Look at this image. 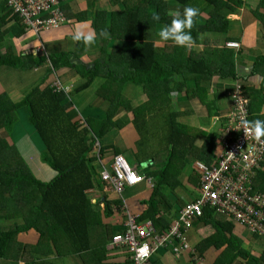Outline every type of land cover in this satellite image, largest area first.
<instances>
[{"label":"trees","instance_id":"obj_1","mask_svg":"<svg viewBox=\"0 0 264 264\" xmlns=\"http://www.w3.org/2000/svg\"><path fill=\"white\" fill-rule=\"evenodd\" d=\"M8 1L4 0L5 8L9 9L8 15L0 14V37L7 32V23L17 21L20 25V19L14 17ZM179 1L185 3L189 0ZM206 3L214 5L206 20V29L225 31L228 21L219 13L220 8H238L243 1L207 0ZM151 4L155 6L153 12L159 13L161 17L159 22L170 23L167 17V0H124L123 8L111 14V22L107 28L103 19L99 22L96 18L93 23L97 33L101 29H107L110 38H120L122 43L112 47L110 51L102 45L101 56L90 65H84L78 59L81 42H78V49L74 52L47 53L44 49L38 51V55L14 56L0 53V66L19 69L25 67L26 70L46 67L48 72L52 68L73 69L77 75L86 79L69 94L64 90L55 91L53 86L45 85L41 88L37 85L18 102L13 101L7 93L0 95V129L12 128L18 119L17 111L25 108L28 121L44 146L42 161L56 173L48 183L36 180L21 159L17 146L0 137V264H39L41 258L62 260L71 256L81 257L83 264H99L94 258L93 262H88L87 259L92 255L97 256L96 253L102 249L98 248L102 243L101 237L106 235L110 241L114 235L123 233V230L113 233L109 227L102 226L101 219L111 215L104 206V200V207L100 212L98 205H93L86 195L91 189L99 192L102 190L93 163L102 160L107 149L96 148L95 157L93 147L113 127L112 117L119 107L131 114L132 125L139 137L130 166L144 163L139 157L144 151V142L149 141L151 136L147 127H154L153 123L160 127L156 122L157 117L163 127L160 130L164 134L163 141L168 144L166 150L169 151V158L161 169L152 171L151 165H147L149 163H144V168H135L140 175L154 183L151 197L145 203L147 209L138 220L142 223L150 221L156 233H164L170 227L171 219L161 211V200L163 205L170 207L162 188L167 186L172 189L170 193H173L181 184L187 154L185 148L188 147L190 155L206 167L209 168L214 163L218 149L215 133V136L206 135L202 131L178 124L177 115L167 113L169 94L175 90L180 91L186 81H193L196 85L193 94L204 101L203 81L210 80L213 76L220 80L236 78L233 53L224 48L216 49L215 58L206 64V53L203 51L191 50L187 53L184 48L171 41L157 48L153 38L159 22L152 20L153 12L149 10ZM3 5L2 3L0 13ZM263 7L264 0H259L257 8L250 11L260 22L264 33V14L259 11ZM21 31L23 32L20 28V33ZM194 34L195 26L192 30V35ZM109 39L98 38L97 41L105 43ZM253 68L252 72L255 73L264 69L263 56L256 58ZM168 72H173L175 79L181 77L182 80L174 84V78H166ZM261 75L263 83L259 90H244L252 103L264 89V71ZM96 79L99 82L96 95L105 106V116L100 120L88 118L80 124L76 120L78 113L68 97L88 88ZM125 84L140 86L146 101L134 106L125 100L120 95ZM260 100L264 103V94L260 96ZM251 111L249 105V114L253 112ZM200 137L204 140L199 141L201 144L197 150L196 141ZM199 152L203 154L199 156ZM113 154L117 155L118 151ZM260 167L264 168V161ZM191 175L192 185L195 186L196 181L198 185V174L194 172ZM251 182L252 193L264 194V173L261 170L256 171V177ZM178 202L180 205L175 204L173 207L176 213L184 205L180 199ZM157 208L159 216L155 219ZM214 212L212 209H205L203 217L195 222L194 227L204 225L215 229L212 235L194 247L196 255L202 259L209 249L214 248L220 254L213 264H232L237 259L244 260L246 264L264 262V253L259 259L253 258L242 248V242L232 234L234 225ZM28 234H33L34 238L21 239ZM43 263L45 262L40 261V264ZM129 263L132 264L131 261Z\"/></svg>","mask_w":264,"mask_h":264},{"label":"crops","instance_id":"obj_2","mask_svg":"<svg viewBox=\"0 0 264 264\" xmlns=\"http://www.w3.org/2000/svg\"><path fill=\"white\" fill-rule=\"evenodd\" d=\"M206 1L207 0H189L183 3L179 0H167V11L170 7H179L182 11L185 5H194L198 7L201 15L196 20L195 34L193 37L197 38L202 36L203 38L197 39L198 46L192 50L206 53V64H209L215 58L214 54L216 49L224 48V50H231L235 65V79L242 84L243 91H246L247 88L259 90L263 83V75L261 74L264 69L259 72L260 74L252 72V70H254L253 64L256 58L258 56L264 57V33L262 32L260 22L250 11L251 9L257 8L259 0H242V6L234 9L225 6L220 8L219 13L228 21L225 31L206 29V20L209 12L214 8L213 4H208ZM62 2L63 4L60 5V8L65 15L64 19L60 21L59 25L52 28H45L38 33L24 30L20 33L19 27L21 25H18V23H16L17 21L7 23V32L0 37V53L3 55L13 54L14 56H26L28 54L38 55V51H44V49L47 53L74 52L78 49V42L73 40L77 25H80L85 30L95 29L93 22L97 18L99 22L103 19L104 25L107 23V26L105 25L107 28L111 22V14L114 11L121 10L124 5V0H64ZM2 3L4 4L3 11L0 14L7 13L6 15H8V8H5L4 0H0V7ZM149 10L151 12L155 11V6L153 4L149 5ZM259 11L264 14V7L259 8ZM168 18L171 19L170 17ZM156 25L153 42L157 48H161L165 43H157L158 37L156 33L163 23L159 22ZM121 43L122 39L117 37L110 38L105 43L97 41L95 45L88 48L82 43L79 53L77 54L78 59L82 64L90 65L101 56L100 47L102 45H105L107 51H110L112 47L121 45ZM230 43H235V45L230 46ZM189 51L191 50L185 49V52L188 53ZM46 69V67H39L26 70L25 67L19 69L16 67L9 68L7 66H0V95L7 93L13 101L18 102L31 88L37 85L41 88L45 85L52 86L56 82L65 88L66 94H69L76 85H80L86 81L85 78L77 75L73 69L52 68L49 72ZM166 78H174V84H176L178 80H182L181 77L175 79L173 72H168ZM235 79L231 80V78H228L220 80L217 76H213L210 80L203 81L204 84H201L205 86L204 101H200L193 94L196 89L195 83L193 81H186L180 91L175 90L170 92L167 113L176 114V121L182 126L195 131L206 132L207 134H217V130L220 128H218V125L224 122L222 118L227 114L230 108L229 91ZM93 84V92L88 93L87 90L91 89ZM98 84L99 82L96 79L88 88L78 93H72V95L68 97V100L70 99L72 101L73 107L78 113L76 120H78L80 124L84 123L88 118L100 120L105 116V106L95 92ZM245 91L244 95L248 99V107L250 105L253 111L249 114V120L257 118L264 119V114L261 113V109L264 108V103L260 100V96L264 94V89L256 96L253 103L250 102ZM120 95L134 106L146 101V96L143 94L142 88L136 85L125 84L120 91ZM23 111L26 112L28 117V112L25 108H20L17 111L18 115L23 113ZM131 120V114L124 112L120 107L115 111L112 117V121L114 122L113 127L97 142V147L107 149L102 160L99 162L100 165L108 163L111 157L115 156L113 154L114 151H118L117 155L122 156L128 164L129 162L131 163V161L133 162L136 153L135 146L139 137L135 132ZM156 122L159 123L160 127H156L154 123V127H147V131L151 133V136L149 141L146 143L144 142V151L139 157L145 164L149 163L147 165H151L153 168L152 171L161 169L169 158V151L166 150V145L168 144L163 141L164 134L160 132L163 127L158 117ZM12 129L13 132H15L13 142H15L20 152L21 159L32 172L33 176L42 183L50 182L56 176V173L48 168L42 161L44 146L37 141L35 134L26 131L22 133L24 128L20 126L16 127V125L10 129H0V137L6 139L8 143L13 144L11 138H5L3 136L5 133L9 134ZM16 129L19 130L17 131ZM211 129L212 131H209ZM203 140L204 138L200 137V140L196 141L195 148L197 150H199L198 147H200V142H203ZM21 148L23 151H21ZM185 149L187 150V154L185 153L186 157L184 158L181 185L176 187L173 193H170L172 189L167 186L162 188L163 194L166 196L170 207L168 206L167 208L163 205L164 202L161 200V208L163 209L161 211L170 219L176 212L173 208L175 204L180 205L178 199H180L181 203L191 201L195 195V189L197 188V181L195 183L196 185L194 184L195 186H193L190 182V178L192 176L191 174L195 172V163L202 162L197 161L195 157L190 155L188 147ZM94 151L95 147H93V152ZM201 154L203 153L199 152V156ZM218 154L219 149H217V154L215 152V156H218ZM99 164L97 162L93 163L96 175H98L100 169ZM143 164L139 166L134 165V167L144 168ZM150 172L151 171H149V173ZM261 172L264 173V168L261 169ZM255 177L256 172L254 178ZM153 186L154 183L152 182L144 183L132 188L134 191L142 188L141 191H137L135 194L128 192L125 194L126 196L121 194L120 197H118L113 195L102 184V190L100 192L91 189L86 192V195L93 205H98L100 212L103 210L104 206L107 207L111 215L106 219H101L102 226L109 227L111 230L110 232L113 231V233H118L124 230V224L128 215L139 219L143 217L147 209L145 203L151 197ZM132 189L129 190L133 192ZM103 200L104 206L102 204ZM122 207H124L123 210H121ZM166 208L168 210L167 212ZM158 216L159 211L157 208L155 219H157ZM214 230L215 229L211 226L198 225L194 227L188 237L190 242L189 245L194 248L204 238L212 235ZM232 234L242 242V248L253 258L259 259L263 255L264 238L255 237L239 226L233 227ZM33 238V234L21 237V239L24 240H31ZM101 239L102 243L98 248L102 249L96 253L97 256L92 255L90 259H87L88 262H93L94 258L99 264H130V257L126 249L110 247L109 239L106 235L101 237ZM219 254L220 251H216L214 248L209 249L205 253L204 258H202L204 264H213ZM40 261L45 262L43 264H83V259L78 256L65 257L62 260L45 257L38 261L39 264ZM149 264H189V257L186 254L176 260L169 251L162 250L150 259ZM232 264H246V262L237 259ZM259 264H264V262L260 261Z\"/></svg>","mask_w":264,"mask_h":264},{"label":"built area","instance_id":"obj_3","mask_svg":"<svg viewBox=\"0 0 264 264\" xmlns=\"http://www.w3.org/2000/svg\"><path fill=\"white\" fill-rule=\"evenodd\" d=\"M62 1L9 0L8 3L20 17L21 27L37 33L42 28L59 25L62 20ZM52 86L55 91H66L58 82ZM229 96L230 108L224 116L226 122L215 134L219 154L209 168L203 163H195L194 171L199 177L196 195L173 214L169 229L158 234L150 221L142 223L137 217L128 215L123 233L110 239V246L126 249L132 264H149L150 259L161 250L169 251L177 260L187 254L189 264H202L203 260L190 248L187 236L208 208L228 223L245 229L255 237L264 238V194L251 191V181L255 172L261 170L260 164L264 161V140L256 141L251 134L246 136L240 128V118L249 119V112L248 99L237 79L232 84ZM96 151L93 152L95 157ZM99 166V182L118 197L126 187L147 181L120 155L112 156L108 163ZM145 245L147 258L140 260L137 251Z\"/></svg>","mask_w":264,"mask_h":264},{"label":"clouds","instance_id":"obj_4","mask_svg":"<svg viewBox=\"0 0 264 264\" xmlns=\"http://www.w3.org/2000/svg\"><path fill=\"white\" fill-rule=\"evenodd\" d=\"M9 7L12 9V11L14 10L10 5H9ZM61 12H62V10H61ZM12 14H14V16L17 19H20V17L15 12H13ZM49 15L50 14H47L46 16H49ZM200 15H201L200 9L194 5H185L183 7L182 11L179 7H175V8L170 7L167 11V16L171 18L170 23H165L159 27V29L156 33V35L158 37L157 43H161V42L166 43V42L171 41L174 45H176L178 47L185 48L186 50H192V49L196 48L198 46L197 45V39H202L203 37L199 36L197 38H194L192 35V30L196 24L197 18ZM64 16L65 15L62 12V19H64ZM152 20L159 22L161 20L159 13L153 12L152 13ZM59 24H60V22H59ZM20 25H21V23H20ZM52 27H54V26H49V27H45V28H52ZM20 28L22 30H24L21 26H20ZM45 28H42L41 30H43ZM24 31H26V30H24ZM27 31H31V30H27ZM98 38H103L105 40L109 39L110 33L108 32L107 29H101L99 31V33H97V31L95 29L85 30L80 25H77L74 36H73L74 41L82 42L86 48L95 45L97 43ZM229 45L234 46L235 43H230ZM231 88H232V85H231ZM231 88H230V91H231ZM230 91H229V93H230ZM229 99H230V96H229ZM261 113L264 114V108L261 109ZM224 116L222 118L224 122L219 123L218 128L226 122V119ZM249 118H250V115H249ZM239 125H240V128L243 129V132L245 133L246 136L251 134L256 141H261V139L264 138V119L257 118V119H253V120H248L247 118L242 116L240 118ZM204 133H206V132H204ZM210 134H212V133H210ZM210 134H207V135H210ZM130 167L132 169L135 168L132 166H130ZM148 180L149 179H147V181L144 183H148ZM144 183H142V184H144ZM142 184H140V185H142ZM140 185H137V186H140ZM137 186L126 187L125 190L126 189H132V188L137 187ZM123 192H125V191H123ZM187 203L188 202H185L184 205ZM174 211H175V209H174ZM173 219H174V216L171 217V222ZM190 232H189V234H190ZM189 234L187 236V239L189 237ZM188 242H189V239H188ZM189 244H190V242H189ZM190 248L194 250L193 247L190 246ZM137 256L140 260H145L147 258V246L146 245L144 247L138 249Z\"/></svg>","mask_w":264,"mask_h":264},{"label":"rangeland","instance_id":"obj_5","mask_svg":"<svg viewBox=\"0 0 264 264\" xmlns=\"http://www.w3.org/2000/svg\"><path fill=\"white\" fill-rule=\"evenodd\" d=\"M105 23H106V21H105ZM107 24V23H106ZM105 24V25H106ZM107 26V25H106ZM261 26V25H260ZM233 83V82H232ZM93 89H94V84L91 86V89H88L87 91H88V93H92L93 92ZM96 92V91H95ZM15 125H16V127H18V126H20V127H22V128H24V130L22 131V133L23 132H29V133H31V134H35V138L37 139V141L40 143V144H42L41 143V141H40V139H39V137H38V135L35 133V131H34V129H33V127H32V125L29 123V121H28V117H27V114H26V112L25 111H23V113H20L19 115H18V119H17V122L15 123ZM27 128H30V129H27ZM200 129V128H199ZM17 131L19 130V129H16ZM209 131H212V129L211 130H209ZM19 133H21V132H19ZM21 133V134H22ZM14 134H15V132H13V129L9 132V134L8 133H5L3 136L5 137V138H11V141H12V143L13 144H15V142H13L14 140ZM20 140V139H19ZM18 140V141H19ZM21 151H23V149L21 148ZM181 185V184H180ZM133 190V189H132ZM142 190V188H140L139 190H137V191H141ZM137 191H134L133 190V192L131 191V190H128V189H126L125 190V192H123L122 193V195H124V196H126L125 194L126 193H128V192H131V193H133V194H135V192H137ZM194 194L196 195V193L194 192ZM195 195L193 196V198L195 197ZM100 210V209H99ZM121 210H123V208H121Z\"/></svg>","mask_w":264,"mask_h":264}]
</instances>
